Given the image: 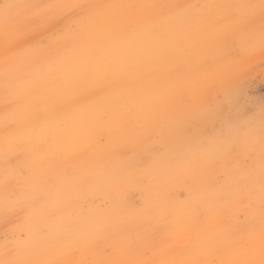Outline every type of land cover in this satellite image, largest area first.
Returning a JSON list of instances; mask_svg holds the SVG:
<instances>
[{
    "label": "rangeland",
    "instance_id": "rangeland-1",
    "mask_svg": "<svg viewBox=\"0 0 264 264\" xmlns=\"http://www.w3.org/2000/svg\"><path fill=\"white\" fill-rule=\"evenodd\" d=\"M230 1H180L185 11L180 17L188 26L176 31L168 24L165 29L181 36V43L174 48L179 55L167 50L168 62L162 71H176L181 76L171 77L167 83L163 128L154 130L153 137L152 133L144 135L145 124L140 125L131 108H125L126 125L148 139L145 149L136 152L132 146H125L121 150L138 166L122 175V192L103 194L98 191V183L104 181V173L96 168L102 166L105 172L115 167L114 158L106 151L110 140L102 127H94L91 132L86 129L87 118L80 119L82 113L75 104L82 94H111L130 86L134 74L121 61L117 70L109 68L112 57L122 55L118 48L124 40H116L117 47L103 61L94 60L105 70L97 74L100 80L93 90L85 78L94 71V63L77 67L71 54H79L88 46L100 52L104 49L102 34L116 29H122L124 37L133 34L148 18H156L175 1L0 0V264H264V255L253 262L235 252L251 248V233L264 234V7L261 0ZM5 3L12 5L7 19ZM66 4L82 7H60ZM197 16L206 19L205 23L214 19L206 23L210 35L215 29L230 27L231 33L238 34L237 39L232 46L223 44L219 48L198 41L187 45L185 38L193 37L202 26ZM183 55L195 59L191 76ZM23 64L37 69L35 73L24 71L25 77L19 81ZM157 67L160 64H151L149 71L157 72ZM30 84L34 86L28 92ZM1 85H7L10 94H5ZM42 86L44 92H51L48 104H62L57 106L67 113L63 121L54 124L48 120L45 124L43 120L49 115L43 108L42 116L27 117L19 111L27 106L36 108L29 98L38 96L35 89ZM179 120L183 122L180 135L174 132ZM128 136L126 130L121 137ZM236 139L241 144L233 143ZM181 141L195 148L191 166L203 163V154H208L213 163L218 161L210 178L233 180L231 190L235 186L239 190L235 201L238 207L217 211L216 206L227 203L222 196L206 208L190 200L186 186L168 185V179L175 176L186 184L190 180L183 166L185 154L179 148L171 165L155 173L149 170L162 148ZM212 143L222 144L221 150L231 156L232 162L226 167L214 156ZM140 169H146V174ZM248 189L258 191L256 197L245 192ZM119 199L124 205L113 214L116 224L112 226L107 213ZM93 213L103 214L99 220L105 229L83 247L69 238L67 231L72 221L79 225L91 221Z\"/></svg>",
    "mask_w": 264,
    "mask_h": 264
},
{
    "label": "bare ground",
    "instance_id": "bare-ground-1",
    "mask_svg": "<svg viewBox=\"0 0 264 264\" xmlns=\"http://www.w3.org/2000/svg\"><path fill=\"white\" fill-rule=\"evenodd\" d=\"M174 1L175 2H173L171 4L170 9L169 8L163 9V11H160V13H158V15L155 16L156 18H154V19L148 18L146 20L145 24L143 25L144 27L142 29L140 28L139 30L135 31L133 34L129 33L130 35H127L126 37H124V34H123L124 31L122 29H116L114 31V33H111L108 31L105 34H102L101 35V41L104 43V45H103L104 49L100 50V52L96 49L95 46H88V48H84L79 54H77V53L71 54V60L75 66H77V67H80V66L83 67L84 66L83 68H86L88 66V64L94 63L95 59H96V62H97V60L103 61V58H106L109 55V52L111 51V49L115 50V48L117 47V46H115L116 40H118L119 42L124 40V42H122L121 46H119V48H118L119 49L118 53L122 54V55L118 58L112 57V60L109 64V68L110 69L113 68V69L117 70V66H119V62L121 61V62H123V64L128 65L127 70L128 71L130 70L134 74L133 80L132 81L130 80L131 81L130 86L125 87L122 90L112 92L111 94H103L102 93L100 95H97V94L91 93L93 95H91L90 97H86V96L84 97V96H82L83 95L82 94L80 96V98H78V100L75 104V109H77L78 111H80L82 113L80 119L83 120V119L87 118L86 121L88 122L89 127H86V129L90 131L91 129L93 130L94 127L95 128L102 127L105 130L104 133L106 134V136L110 140L109 146L106 148V151L108 152V154L110 156H112L114 158L116 165L114 168L108 169L105 172H103L102 166H99L98 168H96V169H98L97 171L99 173H101V174L104 173L103 174L104 175L103 176L104 181H102L101 183L100 182L98 183V191L100 193H103V194L107 193V192L108 193H110V192L116 193L118 190H120V187H122V186H120L122 175H126L125 173L127 171H129L132 167L138 166V162L133 157H130L129 159L126 158L121 153V150L123 148L125 149V146H132V149L136 150V152H137L141 148L145 149V146H146L145 143L147 142L148 137L145 138V137H141L140 135H137L134 132L133 127L130 125H126L125 121L123 120L125 108L126 107L131 108L132 115L134 113V115L137 117V121L140 123V125L141 124L142 125L147 124V126L144 125V127H145V134L144 135H149V133H152L154 130L163 128L162 125L166 120V116H165L164 112L166 109L168 95H169L167 83L171 82V77L174 78L177 76H181V74L179 72H176V71L169 73V74H168V72H166V70L162 71L163 65L165 67V64L167 65V62H168L167 50L171 49L173 51L174 55L175 54L179 55L175 52L174 48H176L177 45L181 43V36L178 38V36L175 35L176 33L170 32L168 30H167L168 32H165V29L167 28L168 24L172 25L174 28L172 26L171 27L176 31H179V30L183 31L184 28H187V26H188V24H186V22L183 23V21L180 17V16H183L185 13V11L180 8L182 5V3H180L181 0H174ZM228 1H230V0H228ZM232 6H233V4H232ZM221 9H223V8L221 7ZM19 17L20 16H18V18ZM23 20H24V17H23ZM197 20L200 22V24L202 26H200V29L197 30V32L194 34L193 37L185 38V39H187L185 41V43L187 45H191L195 41H198V42H203V44H205V45L211 44V46L213 48H215V47L219 48L223 44H226L227 46H229V45L232 46V44L235 42V39H237L238 34L236 35L235 32L231 33L232 30L230 27L229 28L225 27V28L215 29L212 31L213 36L210 35V32L208 33L209 28L207 27L206 23L210 22V21L212 22L214 19L209 18V20H207L205 23L204 20H206V19H201L200 17L197 16ZM55 22H53V23H55ZM204 24H206V25H204ZM52 25H54V24H52ZM7 26H8V24H7ZM12 27H14V26H12ZM57 28H58V26H57ZM14 29L17 30V28H14ZM55 29L56 28H54V30ZM51 31H52V29H51ZM178 35H179V33H178ZM52 36H53V34H52ZM1 38L2 37H0V39ZM13 38H14V36H13ZM218 41H220V42H218ZM8 43H11V42H8ZM6 45H8V44H6ZM8 46L12 47V43L9 44ZM43 50H44V48H43ZM49 50H50V48H49ZM20 52H22V51H20ZM197 52H198V50L194 51V53H197ZM73 54H75V55H73ZM130 55H131V57H130ZM17 56H18V54H17ZM134 59H135V62H133ZM182 59H183L185 66L186 67L189 66L188 68H190V69H188V74L191 76V74L194 72L195 65H196L195 59H193V57H191L189 59L188 57H185V56ZM78 60L80 62H78ZM96 62L93 65L94 71L90 72V74H89L90 76H87L85 78L87 80L86 83H89L88 87H89V89L91 88L90 90H93V88L95 87L94 85H96V83H98L100 80V79H98L97 74H99L100 72L105 70L101 64H98ZM63 64L65 65L67 63H63ZM151 64H155V65L160 64V67H157V70H156L157 72H150L149 71V67ZM9 65H10V63H9ZM27 65H29V64H27ZM27 65H24V64L21 65V66H23L22 72H20L18 74V77H17L19 81L23 80V78L25 77L24 71H28V69H29L30 71H33V73H35V71L37 69L32 64H30L29 66H27ZM107 66H108V64H107ZM133 68H134V70H131ZM118 69H119V67H118ZM120 69H122V68H120ZM126 76H124V77H126ZM7 79H8V77H7ZM212 83H214V82H212ZM53 84H55V82ZM78 85H80V84H78ZM1 86H2L3 92H5V94H10V93H8L9 87L7 85H1ZM32 86H34V85L30 84L28 86V90H27L28 92ZM44 88H45V86L39 87L37 90L35 89L36 94H38V96L35 95V92H34L35 96H31L29 98V100H32L33 103L35 102V104H36L35 109L32 110L31 106H27L23 109L22 108L19 109V111L21 113L24 112L23 116L29 117V115L31 116V114H32V117H34V115H36V114H37V116L44 115V113H43L44 110L43 111L40 110V108H43V109H45L46 112H48V115H49V116H47L49 119L45 118L43 120V122L45 124L48 123V120H50L51 122L53 121L54 124H56V122L58 120L63 121L64 119H66L67 113L64 110V108L59 107L62 104L61 103L56 104V105L48 104L47 100L49 98H47V97H48V95H50L51 92L50 93L44 92L43 91ZM30 95H32V94L30 93ZM5 101H7V100H5ZM25 101H26V99H25ZM85 103H87V104H85ZM57 105H59V106H57ZM4 107H6V106H4ZM38 108H39V110H38ZM0 109H2V108H0ZM20 118H22V119H20V121H25V119L23 117H20ZM129 118H130V116H129ZM127 119H125V120H127ZM39 120H41V119H39ZM46 120H47V122H45ZM144 121L146 123H144ZM5 123L7 124V122H5ZM182 127H183V122H182V120H179L176 123V128H175L174 132L180 135L182 132ZM126 130L129 134V136L122 139L121 136L126 132ZM140 131H142V130H140ZM152 137H153V133H152ZM24 142L25 141H23V143ZM233 143L241 144V140L236 139V141H234ZM210 145H211L210 147L213 149L214 156L216 158L220 159L222 166L226 167V165L228 163L232 162L231 156L229 154L225 153L224 152L225 150L224 151L221 150L222 144L212 143ZM188 146L189 145L186 142L181 141V142L176 143L174 146H170L166 149L162 148L161 149L162 152L159 155H156L153 157V164L151 167H148L149 170L152 169V172L155 173L156 171L160 170V168L163 169V168L167 167L168 164L171 165L172 156L179 148L182 151V153L185 154V157L183 158V166H185L187 168V170L189 171L190 180L186 184L185 183L186 181L179 179V177L175 176L176 179L168 177L169 178L168 179V185L172 184L171 187H176L179 185L180 188L181 187L184 188L186 186V189H187L188 194L190 196V200L193 199V200H195V202L198 205L205 206L206 208L212 206L213 204H216V201H218L217 199L222 197V196L225 197L227 203L225 205L216 206L215 209L217 211H221V210L223 211L227 208V206L238 207V206H236L237 203L235 201H236L237 193L239 192V190L236 191L238 189V187H236L235 185H233V186H235V188L231 190L230 184L233 180L231 182H228L227 179H225L223 181H219V179H217L216 177L210 178V175H212V174L214 175L215 165L217 166L216 163L218 161H216V163L214 162L215 163L214 164L211 161V159L208 158V154H203V155H201V156H203L201 159L203 161V163H201V164L197 163L196 165L191 166V164H192L191 161L196 158V155H195L196 152H195L194 147H190V146L188 147ZM0 164H1V162H0ZM140 166H139V168H141ZM1 171H3V170H1ZM139 172L144 173V175H145L147 171H146V169H140ZM12 175H14V174H12ZM32 177H34V175H32ZM93 181H94V179H93ZM133 185H135V184H133ZM241 185H243V183ZM6 192H7V190H6ZM245 192L252 194L253 197H256V195L258 193V191L254 190V189H248ZM45 198H47V197L45 196ZM11 199H12V197H11ZM87 204L88 203H86V205ZM123 205L124 204L122 203V200L119 199L118 201L115 202V204H113V208L111 210L112 214L110 212L107 213L110 216L109 221L113 222L112 226H114L116 224V217L113 214L115 212L121 211V208H123ZM126 205H127V203H126ZM187 206H188L187 203H185V207H187ZM251 206L252 205H250L248 207L250 214H251ZM119 214H121V213H119ZM32 215L34 216V214H32ZM102 215H103L102 213H93V215L91 216V217H93L92 220L89 222L83 221L81 225H79L78 221H72L71 226H69V229L67 231V236L69 238H74L75 240H78L79 242L82 243L83 247L84 246L86 247L88 242H90L92 239H94L96 237L97 238L100 237L101 232L105 229V227H103V225H102V220H99ZM127 219L129 220V218H127ZM251 221L253 223L255 221V219H251ZM248 240L251 243L250 249H248V250L236 249L235 252L238 255L245 257L247 259V261L256 262L257 260H259V258L262 255H264V234L263 235H261L260 233L255 234L253 232L248 236ZM121 250H123V249H121Z\"/></svg>",
    "mask_w": 264,
    "mask_h": 264
},
{
    "label": "snow or ice",
    "instance_id": "snow-or-ice-1",
    "mask_svg": "<svg viewBox=\"0 0 264 264\" xmlns=\"http://www.w3.org/2000/svg\"><path fill=\"white\" fill-rule=\"evenodd\" d=\"M261 6L264 7V0H261ZM11 7H12V5H10L8 3H5L3 5L6 19L8 17V9ZM60 7H64V8L70 9V10H76V9L81 8L82 6L78 5V4H66V5H61ZM262 110H264V106H262Z\"/></svg>",
    "mask_w": 264,
    "mask_h": 264
}]
</instances>
